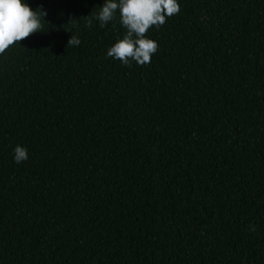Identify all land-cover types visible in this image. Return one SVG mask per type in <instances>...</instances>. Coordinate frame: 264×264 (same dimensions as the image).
Returning a JSON list of instances; mask_svg holds the SVG:
<instances>
[{
  "label": "trees",
  "instance_id": "obj_1",
  "mask_svg": "<svg viewBox=\"0 0 264 264\" xmlns=\"http://www.w3.org/2000/svg\"><path fill=\"white\" fill-rule=\"evenodd\" d=\"M178 2L124 65L103 0H28L44 31L0 53V264H264V0Z\"/></svg>",
  "mask_w": 264,
  "mask_h": 264
},
{
  "label": "clouds",
  "instance_id": "obj_2",
  "mask_svg": "<svg viewBox=\"0 0 264 264\" xmlns=\"http://www.w3.org/2000/svg\"><path fill=\"white\" fill-rule=\"evenodd\" d=\"M179 11L178 0H103L95 15L99 26L105 27L119 13V23L125 29L122 38L107 48L106 56L118 59L124 65H130L132 61L140 65L150 63L158 44L146 36V32L153 26H162L166 17ZM47 15L43 5L33 8L28 0H0V53L33 33L43 32ZM80 43V38L71 33L67 45L78 46ZM12 151L15 163L28 159L27 147L17 144Z\"/></svg>",
  "mask_w": 264,
  "mask_h": 264
}]
</instances>
